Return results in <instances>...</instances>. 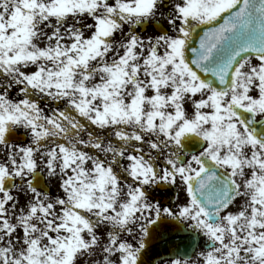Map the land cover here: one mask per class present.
Wrapping results in <instances>:
<instances>
[{"label": "snow or ice", "instance_id": "6c2138e0", "mask_svg": "<svg viewBox=\"0 0 264 264\" xmlns=\"http://www.w3.org/2000/svg\"><path fill=\"white\" fill-rule=\"evenodd\" d=\"M163 217L207 238L171 264H264V0H0V264H139Z\"/></svg>", "mask_w": 264, "mask_h": 264}, {"label": "water", "instance_id": "95a60500", "mask_svg": "<svg viewBox=\"0 0 264 264\" xmlns=\"http://www.w3.org/2000/svg\"><path fill=\"white\" fill-rule=\"evenodd\" d=\"M222 22V21H221ZM198 31H200L198 29ZM202 34V32L200 33ZM195 46H198V39L195 42ZM257 127H260L259 125ZM47 189L49 190L48 186ZM150 237L153 236L152 250L156 253L157 258L162 256L171 257L175 254H183V251L187 250V243L190 242L189 255H191L196 247V238L185 233L184 228L177 221H165L160 220L150 229ZM150 239L146 241V245L149 246ZM149 244V245H148ZM147 253V254H146ZM150 257L148 252H142L139 264H147V258ZM149 259V258H148Z\"/></svg>", "mask_w": 264, "mask_h": 264}, {"label": "flooded vegetation", "instance_id": "af4514ba", "mask_svg": "<svg viewBox=\"0 0 264 264\" xmlns=\"http://www.w3.org/2000/svg\"><path fill=\"white\" fill-rule=\"evenodd\" d=\"M179 193V196L177 197L176 193ZM152 195H154L156 198H161L160 194L157 192H153ZM186 199V194L179 188H175V189H171L169 188L168 190V194L163 196V198L161 199L162 204H164L165 206H172V207H176L178 208L179 205L184 202V200ZM163 218H167V217H163ZM185 224V227L188 230L193 231L194 233H196L199 241H198V246L195 250L194 256L192 259L196 258V255L198 254V252L201 250L202 247H204L207 243V238L203 236V234L198 231L197 229L189 226L187 224V222H183ZM175 259V258H174ZM181 259V258H180ZM173 259H165V260H159V261H155L152 264H171V261Z\"/></svg>", "mask_w": 264, "mask_h": 264}, {"label": "rangeland", "instance_id": "374dc122", "mask_svg": "<svg viewBox=\"0 0 264 264\" xmlns=\"http://www.w3.org/2000/svg\"><path fill=\"white\" fill-rule=\"evenodd\" d=\"M15 94V93H13ZM43 98V97H42ZM45 101H47L48 103L45 104L44 102V107H45V111H50L52 107H54L55 105V102H51L49 99L45 98ZM43 104V103H42ZM63 105L61 104V107ZM89 127L91 128L92 126L89 125ZM47 183L50 185V188H51V193L53 195H60V189L58 187V183H57V180L56 179H48L47 180Z\"/></svg>", "mask_w": 264, "mask_h": 264}]
</instances>
